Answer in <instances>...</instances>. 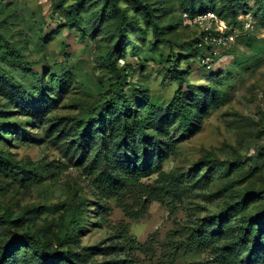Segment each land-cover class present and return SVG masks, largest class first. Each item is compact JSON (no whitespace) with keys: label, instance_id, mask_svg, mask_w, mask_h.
I'll use <instances>...</instances> for the list:
<instances>
[{"label":"rangeland","instance_id":"374dc122","mask_svg":"<svg viewBox=\"0 0 264 264\" xmlns=\"http://www.w3.org/2000/svg\"><path fill=\"white\" fill-rule=\"evenodd\" d=\"M184 12H215L234 40L208 44L219 26ZM181 87L209 103L192 136L162 114ZM0 130L1 247L29 234L85 264H264L244 239L264 213V0H0ZM145 164L117 195L98 182Z\"/></svg>","mask_w":264,"mask_h":264},{"label":"trees","instance_id":"16d2710c","mask_svg":"<svg viewBox=\"0 0 264 264\" xmlns=\"http://www.w3.org/2000/svg\"><path fill=\"white\" fill-rule=\"evenodd\" d=\"M116 8V7H114ZM77 8H72L70 16L74 17L76 15ZM118 13L119 11L116 10ZM188 13V12H184ZM183 13V14H184ZM215 13V12H213ZM190 16L194 17L197 15H202V13H195L190 12L188 13ZM205 14V13H204ZM216 14V13H215ZM217 15V14H216ZM217 17L221 20L223 18L219 15ZM224 21V20H223ZM125 20L121 18L119 20V27L120 29L123 28ZM110 63L112 65V71L116 72L117 67L114 66V62L112 60V54H109ZM176 75L180 76V72L175 69ZM41 89L44 87L42 83L40 84ZM44 90H42L43 92ZM24 98H29L25 91H22ZM31 99V98H30ZM193 99L198 100L197 110L194 109ZM129 101L124 100L123 105H128ZM209 103L206 96H198L193 91L184 92L182 87L178 89L175 94L174 98L171 103L162 111L164 116H178L181 118V122L183 124V131L186 135L192 136L198 130V121L200 119V112L204 111L206 107H208ZM128 108L130 109L131 114H129L134 124L133 126L136 128V131L139 136L147 137V126H148V119H144L143 117L139 116V111H136L132 108V105L129 103ZM124 108H122L123 110ZM93 121H87L86 125L83 127L82 133L84 137L90 136L93 131ZM129 125L125 123L122 128L119 130L120 138L126 141L128 139L129 134ZM1 131V130H0ZM162 157L158 158V162L161 163ZM205 165L210 164V162L206 161ZM150 164H145L143 169L134 167L130 170H127L126 175H110L102 173L98 177V182L104 187L106 191L112 196L119 194L123 188L135 186L139 182L141 175H148L151 172ZM25 169L23 170V172ZM152 188V187H151ZM147 190L149 189L146 188ZM153 190V188H152ZM147 196L151 199L152 191L146 192ZM229 212L222 215L220 218L221 221L224 220V217L228 215ZM10 216L6 214L0 213V221L6 225H13L14 222H11ZM21 218H19L20 220ZM259 221H262L258 224L257 227H250L247 226L246 234L244 235V239H247L249 242L248 246L251 245L252 252H259L264 250V213L260 214L257 218ZM152 236L149 238L148 242L151 241ZM208 245V240L202 235V231H200L197 240V249H201L203 246ZM64 244L61 243L60 247H63ZM25 249L22 252V249ZM141 250H143V246H139ZM147 251V250H146ZM22 252L24 256V260L29 257V254L39 258L40 260L44 261L45 264H85L86 256L90 254H83L82 256H78L76 252L71 250L59 252V250H52L50 245L47 243L42 242L38 237L32 235H15L12 242H8L6 246H0V264H14L16 260V256L18 253ZM87 252V251H86ZM83 257V258H82ZM217 258L221 264H242L236 258L231 256L229 253H218Z\"/></svg>","mask_w":264,"mask_h":264},{"label":"built area","instance_id":"2783aa9c","mask_svg":"<svg viewBox=\"0 0 264 264\" xmlns=\"http://www.w3.org/2000/svg\"><path fill=\"white\" fill-rule=\"evenodd\" d=\"M183 22L185 25L191 24H199L201 27L204 26L206 23H215L219 27V33L217 35L208 32L204 37L205 42L208 44H214L217 46L227 45L228 43L234 40L233 36H229L227 34L228 26L226 25L225 21L219 19L217 15L213 12H208L202 15L197 16H190L188 13L182 14ZM208 31V29H206ZM201 65L210 67L211 65V58H205L202 60Z\"/></svg>","mask_w":264,"mask_h":264}]
</instances>
